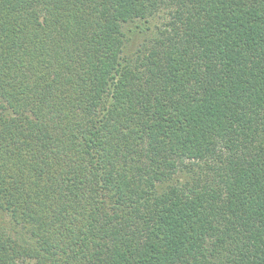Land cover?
Returning a JSON list of instances; mask_svg holds the SVG:
<instances>
[{
    "label": "trees",
    "instance_id": "16d2710c",
    "mask_svg": "<svg viewBox=\"0 0 264 264\" xmlns=\"http://www.w3.org/2000/svg\"><path fill=\"white\" fill-rule=\"evenodd\" d=\"M0 210V264H264V0H0Z\"/></svg>",
    "mask_w": 264,
    "mask_h": 264
},
{
    "label": "rangeland",
    "instance_id": "374dc122",
    "mask_svg": "<svg viewBox=\"0 0 264 264\" xmlns=\"http://www.w3.org/2000/svg\"><path fill=\"white\" fill-rule=\"evenodd\" d=\"M169 20L168 13L165 9L157 12L148 23H143L141 20H133L122 24V31L124 33V55L134 61L138 55H141L148 47H150L153 39L159 35V31L165 27ZM137 24H139L137 26ZM141 27V29H140ZM193 169H188L190 173L184 175L181 173V180H188L192 184L191 176L199 174L203 170V165H192ZM194 172V173H193ZM0 227L7 233L20 239L21 241L28 237L29 233L25 227L20 224H15L11 221L10 216L0 210Z\"/></svg>",
    "mask_w": 264,
    "mask_h": 264
}]
</instances>
